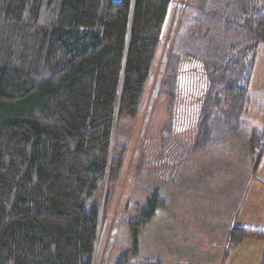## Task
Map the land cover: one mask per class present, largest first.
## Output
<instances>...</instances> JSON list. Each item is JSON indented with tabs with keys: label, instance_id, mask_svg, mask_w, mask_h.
<instances>
[{
	"label": "trees",
	"instance_id": "1",
	"mask_svg": "<svg viewBox=\"0 0 264 264\" xmlns=\"http://www.w3.org/2000/svg\"><path fill=\"white\" fill-rule=\"evenodd\" d=\"M172 1L0 0V264H94L120 167L118 124L138 117ZM188 2L196 12L169 67L180 55L203 64L210 91L198 135L212 149L262 103L251 82L264 0ZM236 28L254 44L233 37ZM166 80L161 98L172 95L174 76ZM158 206L145 202L137 229ZM228 238L227 248L246 238L264 246V230L234 227ZM132 241L114 264H138L135 232Z\"/></svg>",
	"mask_w": 264,
	"mask_h": 264
},
{
	"label": "rangeland",
	"instance_id": "2",
	"mask_svg": "<svg viewBox=\"0 0 264 264\" xmlns=\"http://www.w3.org/2000/svg\"><path fill=\"white\" fill-rule=\"evenodd\" d=\"M189 4L172 1L138 117L118 124L115 146L120 167L99 229L94 264H114L132 254L133 232L138 264H261V240L246 238L227 247L234 227L264 230V147L258 157L264 143V44L248 58H254L251 89L262 103L235 123L238 132L225 146L207 150L208 140L192 136L210 91L205 68L183 55L177 67H169L176 35L186 38L187 20L196 12ZM232 32L254 44L240 28ZM174 68L175 74H170ZM171 75L172 95L161 98L160 90ZM185 125L189 135L183 141L194 139L188 146L181 139L187 134L177 131ZM252 141L256 152L250 150ZM161 150L165 155L183 152L185 160L177 169L160 172ZM153 196L162 206L137 229L139 212ZM221 238L225 245L221 249L218 243L217 250L214 244Z\"/></svg>",
	"mask_w": 264,
	"mask_h": 264
},
{
	"label": "crops",
	"instance_id": "3",
	"mask_svg": "<svg viewBox=\"0 0 264 264\" xmlns=\"http://www.w3.org/2000/svg\"><path fill=\"white\" fill-rule=\"evenodd\" d=\"M199 121H200V117H199V119L196 121V124H194L193 125V127H194V132L192 133V136L193 137H196L198 140H199ZM182 124H184V123H182ZM181 124V125H182ZM180 125V126H181ZM188 125H185V129L184 130H182L180 127H179V129L177 130L178 132L180 131V133L181 134H187L188 133V130H187V127ZM189 134H187V135H183V136H181V139H182V144L184 145V146H188V145H190V144H193L194 143V139H192V136L190 137V138H188V140H186V141H183V139L185 138V137H187ZM233 137H231V139H232ZM230 139V140H231ZM229 140V141H230ZM200 141V140H199ZM228 141V142H229ZM227 142V143H228ZM227 143H225V144H227ZM225 144H223V145H220L219 147H221V146H225ZM216 148H218V147H216ZM207 150H210V149H208V148H206ZM212 149H214V148H212ZM164 151H166V150H164ZM169 151V150H168ZM170 152H171V150H170ZM160 155V154H159ZM159 159H157V161H159V164H160V166H161V170H160V172H163L164 170L165 171H167L168 169H177V168H179L180 166H181V164L184 162V160H185V155L183 154V152L182 153H180V154H173V152H171V153H169L168 155H165V154H161L159 157H158ZM156 161V162H157ZM164 171V172H165ZM161 206H162V204H161ZM225 238L223 239V238H221L220 239V241H218L216 244H214V247L218 250L219 248H218V243H221V245H220V247H221V249L224 247V245H225ZM221 252H224L223 250H220Z\"/></svg>",
	"mask_w": 264,
	"mask_h": 264
}]
</instances>
